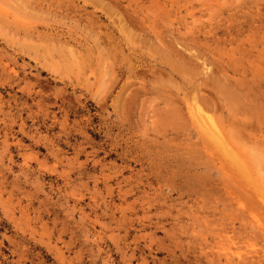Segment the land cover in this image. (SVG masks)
Returning <instances> with one entry per match:
<instances>
[{
    "label": "rangeland",
    "instance_id": "1",
    "mask_svg": "<svg viewBox=\"0 0 264 264\" xmlns=\"http://www.w3.org/2000/svg\"><path fill=\"white\" fill-rule=\"evenodd\" d=\"M0 264H264V0H0Z\"/></svg>",
    "mask_w": 264,
    "mask_h": 264
}]
</instances>
